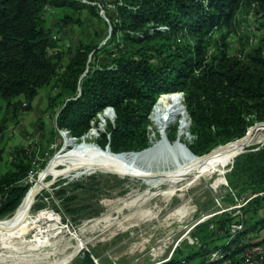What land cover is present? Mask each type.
Masks as SVG:
<instances>
[{"label": "trees", "instance_id": "16d2710c", "mask_svg": "<svg viewBox=\"0 0 264 264\" xmlns=\"http://www.w3.org/2000/svg\"><path fill=\"white\" fill-rule=\"evenodd\" d=\"M100 4L113 8V13L107 12L110 41L100 47L94 38L72 50L61 45L60 31L47 23L48 11L63 12L61 22L72 24L84 11L100 18L95 5L82 0H0V166L8 167L0 174V219L21 206L29 176L36 170L34 164L43 168L47 162L45 153L42 161L36 149L26 146L10 151L8 161L5 158L10 126L19 122L23 112L32 110L44 88L56 92L47 97L48 110L61 106L57 127L76 139L90 132L99 111L112 108L116 122L103 134L101 146L110 144L116 154L150 146L149 116L160 97L172 93L184 94L190 133L195 137L190 149L199 156L239 140L264 122V38L260 43L252 40L240 55L230 53L228 43L245 22L240 15L243 9L248 10L245 16L254 15L260 23L258 30L264 32V0ZM102 55L108 64L98 63ZM251 149L236 159L231 172L248 178L246 190L262 192L264 147ZM249 207H264V198L255 199ZM211 222L199 225L201 232L194 234L200 243L196 250L163 264H203L207 252L221 247L230 219L222 216L215 230ZM252 224L246 218V232L257 226ZM246 234L232 245L241 243ZM88 263L93 262L88 259Z\"/></svg>", "mask_w": 264, "mask_h": 264}, {"label": "rangeland", "instance_id": "374dc122", "mask_svg": "<svg viewBox=\"0 0 264 264\" xmlns=\"http://www.w3.org/2000/svg\"><path fill=\"white\" fill-rule=\"evenodd\" d=\"M82 1L95 5L100 18L84 11L79 17H74V23L65 24L61 22L63 12L54 14L48 11L46 21L49 26L55 28L56 32L60 31L58 39L63 46L74 50L80 42H88L96 38L100 47H103L108 44L112 36V26L107 12L113 13V8L112 5L104 8L100 3L111 4L116 0ZM247 11L243 9L240 12L245 20L242 28H237L228 38L230 53L233 55H240L244 48L247 50L252 40H259L260 43L264 38V32L258 30L259 21L251 12L245 16ZM241 19L243 21V18ZM106 57L100 56L98 63L108 64L109 59ZM52 94H56L52 88L42 89L32 104V110L23 112L19 122L9 128L5 141L6 161L10 159V151L22 146L36 149L38 159L43 161V153L48 159L43 168L39 163L34 164L36 170L29 176L27 182L29 190L21 206L14 214L0 219L4 221L20 217L16 222L0 228V248L29 240L36 231L50 224L62 228L67 226L71 231H77L84 221L110 216L113 221L129 220V223L123 224L120 221V224L88 230L85 240L91 241L65 264H89L88 259L92 260V264H162L183 257L187 251L197 249V244L200 243H198L199 238L194 234L201 232L197 225L206 216L220 211L223 207L226 209L243 204V196L249 192L246 190L249 184L246 180L248 178L233 176L229 171L239 153L251 148L253 151H258L264 147V137L255 144L250 143L251 141L246 143L229 162L214 169L211 174L203 175L195 182L185 184L191 180V177H183L165 200L159 195L149 198L142 208L153 212L147 218L139 219L142 211L139 205L122 210V205L117 204L123 203L128 198L139 197L154 184L162 186V182L160 179L129 177L106 164L111 157L117 159L121 156L108 152L101 146L103 134L107 133L110 124L114 125L116 122L114 110L106 107L97 113L90 130V132L95 130L92 140L87 142L81 140L90 132L81 139L74 140L69 132L60 131L57 127L61 106L57 105L55 109L48 110L47 97ZM182 97L184 101V96ZM1 105L3 103H0ZM184 107L187 110L185 102ZM1 114L0 112V116ZM151 114L148 137L153 128ZM190 128L191 120L189 135L179 142L177 141L178 125H168L162 133L157 134L156 152L133 162L129 168L133 171L139 169L145 175L146 171L169 172L184 166L188 161L186 152L191 150L190 145L194 144L195 140ZM224 147L226 146L216 150ZM103 159L107 160L101 162ZM7 168L3 163L0 166V174L5 173ZM40 182L42 186L36 198L25 208L30 190ZM246 207H248L245 209L246 218L253 223L252 225L257 226L247 232L243 241L260 243L264 240V207L257 210L249 205ZM222 216L224 215L213 218L211 223L216 224ZM225 241L226 239H223L219 245ZM73 249H69L68 252H72Z\"/></svg>", "mask_w": 264, "mask_h": 264}, {"label": "bare ground", "instance_id": "6f19581e", "mask_svg": "<svg viewBox=\"0 0 264 264\" xmlns=\"http://www.w3.org/2000/svg\"><path fill=\"white\" fill-rule=\"evenodd\" d=\"M151 115L153 128L149 136L150 147L144 151L122 153L117 159H113V157H111L106 164L113 166L114 169L117 168L126 174V176L138 177L146 180L160 179L162 186L166 187L168 184L169 185L164 188L154 184L156 187L154 185L151 186V188L149 187L146 192L139 197L128 198L123 203L117 204L122 205V210L129 209L137 205L142 208L145 206L146 202H148L147 200L149 198H153L157 195L161 196L162 199L165 200L175 189V187L178 186L177 184L181 181V179H183V177H191V180L185 183L187 184L195 182L203 175L211 174L214 169L222 167L227 162H229L233 155L240 151V149H242L246 143L251 141L250 143L255 144V142L262 140L264 136L263 124L254 128V130L249 132V134L244 138L234 141L222 149L216 150V148L211 153L205 154L203 156H197L191 150H189L186 152L188 153L187 164L182 167H177L173 171H146L145 175H143L141 170L136 169L137 171H133L129 168V166L130 164H133V162L153 155L156 152L158 147L157 134L162 133L163 129L168 127V125L174 124L178 125L179 129L177 141L180 142L184 137L189 135L190 119L185 110L184 101L181 94L172 93L170 95L162 96L154 106ZM94 135L95 130L91 131L81 140L87 142L92 140ZM107 151L109 152V150ZM104 160L105 159L101 160V162ZM41 186L42 184L40 182L30 190L25 208L32 204L37 196V193L40 191ZM140 203L142 204L140 205ZM152 212L153 210L146 211L142 208L139 219L147 218ZM18 219H20V217L0 221V228L3 226L6 227L5 225L16 222ZM120 221H113L110 216L108 218H95L84 221L82 225L78 227L77 231H71L67 226L62 228L55 224L47 225L36 231L31 236V238H29V240L22 241L13 246L0 248V264H65L70 261L74 255L84 249V247H86L85 245L91 241L88 239L85 240L88 230L112 226L115 223L120 224ZM121 223L127 224L129 223V220H122ZM69 249H73L72 252H68Z\"/></svg>", "mask_w": 264, "mask_h": 264}, {"label": "built area", "instance_id": "2783aa9c", "mask_svg": "<svg viewBox=\"0 0 264 264\" xmlns=\"http://www.w3.org/2000/svg\"><path fill=\"white\" fill-rule=\"evenodd\" d=\"M257 198H264V191L256 193L249 191L243 196V204L240 203L226 209L223 207L220 211L206 216L198 223L197 226L221 215H226L230 219L226 241L221 247L207 252L203 264H264V240L256 244H249L242 240L241 243L232 245L235 244L234 242L239 236L247 233L245 209ZM210 228L214 229L215 224L210 223ZM228 247L231 249L226 250Z\"/></svg>", "mask_w": 264, "mask_h": 264}, {"label": "water", "instance_id": "95a60500", "mask_svg": "<svg viewBox=\"0 0 264 264\" xmlns=\"http://www.w3.org/2000/svg\"><path fill=\"white\" fill-rule=\"evenodd\" d=\"M181 95L184 96L183 93H181ZM186 111H187V110H186ZM187 114H188V112H187ZM188 116H189V114H188ZM263 124H264V122H263V123L255 124V126H254L252 129H250V131H248V132H251L252 130H254V128L258 127L259 125H263ZM64 132L68 133V131H64ZM248 134H249V133H248ZM246 136H247V135H246ZM71 138L74 139V140H77L76 138H73V137H71ZM242 138H244V137H242ZM242 138H240V139H242ZM235 141H236V140H235ZM233 142H234V141H233ZM231 143H232V142H230V143H228V144L219 145V146H217L216 148L221 147V146H228V145H230ZM216 148H214L213 150H211L209 153H211L212 151H214ZM106 149L109 150V152L113 153L112 150H111V146H110V144L107 145ZM248 151H249V150H246V151H244V152L239 153V154H238V157H239L240 155H242V154L248 152ZM113 154H115V155H121L122 153H120V154L113 153ZM235 161H236V160H235ZM235 161H234V164H235ZM234 164L232 165L231 170H230L229 172L232 171V169H233V167H234ZM162 264H163V263H162Z\"/></svg>", "mask_w": 264, "mask_h": 264}]
</instances>
